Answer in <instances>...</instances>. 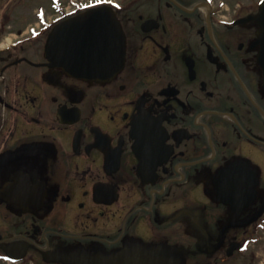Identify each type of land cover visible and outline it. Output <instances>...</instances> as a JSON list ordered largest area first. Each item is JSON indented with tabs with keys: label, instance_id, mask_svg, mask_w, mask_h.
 Returning <instances> with one entry per match:
<instances>
[{
	"label": "flooded vegetation",
	"instance_id": "af4514ba",
	"mask_svg": "<svg viewBox=\"0 0 264 264\" xmlns=\"http://www.w3.org/2000/svg\"><path fill=\"white\" fill-rule=\"evenodd\" d=\"M260 1L114 0L122 65L76 76L81 6L0 0V264H264Z\"/></svg>",
	"mask_w": 264,
	"mask_h": 264
},
{
	"label": "water",
	"instance_id": "95a60500",
	"mask_svg": "<svg viewBox=\"0 0 264 264\" xmlns=\"http://www.w3.org/2000/svg\"><path fill=\"white\" fill-rule=\"evenodd\" d=\"M254 20L258 24L257 61L264 86V0ZM46 53L51 61L64 66L74 75H110L121 65L124 53V36L115 12L105 5L97 6L59 22L48 38ZM150 259V256L137 252L128 254L121 251L109 263L168 264L171 261V264H176L174 261L177 260L165 252L157 263H151Z\"/></svg>",
	"mask_w": 264,
	"mask_h": 264
},
{
	"label": "rangeland",
	"instance_id": "374dc122",
	"mask_svg": "<svg viewBox=\"0 0 264 264\" xmlns=\"http://www.w3.org/2000/svg\"><path fill=\"white\" fill-rule=\"evenodd\" d=\"M25 8L28 10H33L39 6H44L47 7L48 9H52V7H54L57 3H66L69 2L70 0H25ZM79 1H87V0H79ZM95 1V0H94ZM121 1V0H119ZM56 2V4H55ZM68 8L71 9L72 6L68 5ZM52 11H54V9H52Z\"/></svg>",
	"mask_w": 264,
	"mask_h": 264
},
{
	"label": "snow or ice",
	"instance_id": "6c2138e0",
	"mask_svg": "<svg viewBox=\"0 0 264 264\" xmlns=\"http://www.w3.org/2000/svg\"><path fill=\"white\" fill-rule=\"evenodd\" d=\"M95 2H96L97 4H99V3L102 2V0H95ZM85 7H87V5H85Z\"/></svg>",
	"mask_w": 264,
	"mask_h": 264
}]
</instances>
